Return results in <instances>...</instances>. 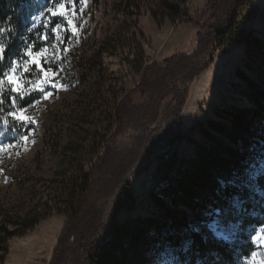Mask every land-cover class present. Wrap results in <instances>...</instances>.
<instances>
[{
  "label": "rangeland",
  "instance_id": "rangeland-1",
  "mask_svg": "<svg viewBox=\"0 0 264 264\" xmlns=\"http://www.w3.org/2000/svg\"><path fill=\"white\" fill-rule=\"evenodd\" d=\"M168 1L196 19L205 3ZM55 5L35 12L31 19L32 30L40 26L43 45L35 49L34 40H26L22 56L13 61L19 64L17 75H23L25 87L31 88L39 70L30 66L28 73L23 72L26 49L47 47L49 53L42 62L56 75L53 83L45 85L50 98L45 100L33 91L39 97L23 107L34 123L22 124V132H11V137L0 133V147L12 145L0 151V225L13 229L18 218H38L24 233L6 241V250L0 249V264L49 263L70 214L73 194L81 191L84 175L114 129L116 103L126 92L134 103L141 102V66L187 50L196 41L197 28L171 16L158 0H87V4L76 0L78 35L65 32L66 19L56 16V23L62 25V39H57L47 12ZM238 26L264 40V0H241ZM65 47L68 52L63 51ZM246 56L245 43L220 46L213 62L191 84L181 114L182 136L175 143L178 157L193 155L192 141L199 140L197 123L213 117L217 107L248 105L243 95L246 84L236 76L241 69L256 78L244 64ZM25 135L27 141L21 140ZM157 170L154 162L130 178L135 201L117 213L120 223L158 213L151 199L157 189ZM143 264H150V258Z\"/></svg>",
  "mask_w": 264,
  "mask_h": 264
},
{
  "label": "trees",
  "instance_id": "trees-1",
  "mask_svg": "<svg viewBox=\"0 0 264 264\" xmlns=\"http://www.w3.org/2000/svg\"><path fill=\"white\" fill-rule=\"evenodd\" d=\"M62 1L0 0V44L5 47L0 76L22 56L26 40H34L35 49L43 45L40 26L30 28L33 14ZM158 1L171 16L197 28L196 41L187 50L141 66V102L134 103L126 92L116 103L114 129L84 175L81 191L73 194L70 214L48 264L145 263L158 243L178 240L190 223L205 218L209 205L219 206L222 197L234 191L221 189L219 180L232 178L250 149L264 146V40L239 28L241 0H206L199 10L200 19L168 0ZM57 20L52 17L51 26ZM229 42L246 44L244 64L255 72L253 79L236 70V76L246 84L243 95L248 105L217 107L213 117L197 123L199 140L192 141L193 155L178 157L175 143L182 136L181 114L190 86L213 62L216 50ZM14 95L7 84L0 92L4 99L0 133L9 137L11 132L21 133L22 124L11 119L3 124L7 112L39 97L33 93L14 104ZM154 162L158 183L151 199L158 213L120 223L117 213L135 201L130 178ZM37 222L38 218L24 217L13 223V229L0 225V249L5 251L9 238Z\"/></svg>",
  "mask_w": 264,
  "mask_h": 264
},
{
  "label": "clouds",
  "instance_id": "clouds-1",
  "mask_svg": "<svg viewBox=\"0 0 264 264\" xmlns=\"http://www.w3.org/2000/svg\"><path fill=\"white\" fill-rule=\"evenodd\" d=\"M219 183L234 191L178 240L158 243L150 264H264V146L250 149L233 177Z\"/></svg>",
  "mask_w": 264,
  "mask_h": 264
},
{
  "label": "snow or ice",
  "instance_id": "snow-or-ice-1",
  "mask_svg": "<svg viewBox=\"0 0 264 264\" xmlns=\"http://www.w3.org/2000/svg\"><path fill=\"white\" fill-rule=\"evenodd\" d=\"M82 3L87 4V0H82ZM71 5V7H69ZM50 17H62L66 19L67 27L64 29L65 32L70 30L72 35H78L77 27L74 23V17L76 15V0H63V2L57 3L55 7H49L47 9ZM62 25L56 23L54 27H51V32L57 35V39H62L60 36ZM41 39L47 40L48 36H43ZM64 52H68L69 49L65 47ZM49 53L47 47L41 48L39 51H34L33 47L30 45L26 49L25 55L26 59L23 63V72L28 73L30 71V66H35L39 70V77L32 82L31 88H26L22 82L23 75H17V69L19 67L18 62H12L11 67L7 73L0 76V92L3 91L4 86L7 84L9 91L15 95L11 97L12 102L15 104L21 98L30 95L33 91H38L43 95V98L47 100L52 96L50 91H46L45 85L53 83L52 78L56 75L52 68H46L42 62V58ZM55 55V54H54ZM5 57V47L0 44V60ZM4 103L3 97H0V105ZM27 109L23 107H15L14 110L7 112V118H4L2 123L7 125L9 119L20 124H32L34 123L33 117L26 115ZM21 140L27 141L28 137L21 136ZM12 147V145H3L0 147V151L3 148Z\"/></svg>",
  "mask_w": 264,
  "mask_h": 264
},
{
  "label": "crops",
  "instance_id": "crops-1",
  "mask_svg": "<svg viewBox=\"0 0 264 264\" xmlns=\"http://www.w3.org/2000/svg\"><path fill=\"white\" fill-rule=\"evenodd\" d=\"M205 2H206V0H205ZM205 4V3H204ZM203 7V6H202Z\"/></svg>",
  "mask_w": 264,
  "mask_h": 264
}]
</instances>
